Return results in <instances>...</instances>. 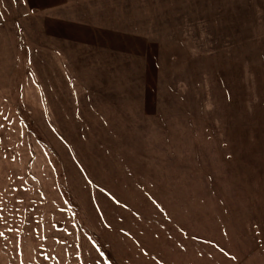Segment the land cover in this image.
<instances>
[{
  "label": "rangeland",
  "instance_id": "obj_1",
  "mask_svg": "<svg viewBox=\"0 0 264 264\" xmlns=\"http://www.w3.org/2000/svg\"><path fill=\"white\" fill-rule=\"evenodd\" d=\"M147 12L150 38L213 54L215 78L180 57L190 117L134 115L102 141L61 105L58 13L0 0V264H264V0ZM228 56L240 80L221 125Z\"/></svg>",
  "mask_w": 264,
  "mask_h": 264
},
{
  "label": "crops",
  "instance_id": "obj_2",
  "mask_svg": "<svg viewBox=\"0 0 264 264\" xmlns=\"http://www.w3.org/2000/svg\"><path fill=\"white\" fill-rule=\"evenodd\" d=\"M21 2L27 13L46 19L47 13H58L59 20L49 16L50 21L55 20L56 30L48 21L47 29L59 39L60 79L65 88L61 105L64 101L75 103L76 114L91 121L92 130L100 131L94 135L96 139L107 140V133L120 132L124 126L130 130V117L138 114L189 118L192 111L185 97L187 91L175 71L180 57L188 72L193 59L198 78H215L213 54L198 57L174 43L161 47L158 40L149 37L147 0ZM237 62L230 56L220 60V115L225 120L221 125L228 124L229 116H233L230 88L235 89L234 80L240 77L238 69V77H234ZM66 115L63 112L60 116L63 124Z\"/></svg>",
  "mask_w": 264,
  "mask_h": 264
}]
</instances>
